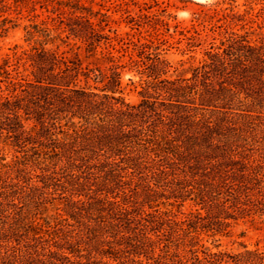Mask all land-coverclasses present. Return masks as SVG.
I'll return each instance as SVG.
<instances>
[{"label":"trees","instance_id":"trees-1","mask_svg":"<svg viewBox=\"0 0 264 264\" xmlns=\"http://www.w3.org/2000/svg\"><path fill=\"white\" fill-rule=\"evenodd\" d=\"M119 1L39 0L0 59V264H264L204 242L264 216V6Z\"/></svg>","mask_w":264,"mask_h":264},{"label":"rangeland","instance_id":"rangeland-1","mask_svg":"<svg viewBox=\"0 0 264 264\" xmlns=\"http://www.w3.org/2000/svg\"><path fill=\"white\" fill-rule=\"evenodd\" d=\"M83 0L87 5H92L94 10H101L107 12L112 21L110 26L117 28L119 33L130 31V28L124 21L125 13L119 9V0ZM143 1V0H139ZM164 1V5L168 6V10L177 16V21L180 22L182 27H190L191 20L195 13L203 9V5H210L219 0H160ZM226 6H229V0H226ZM9 7L1 11L0 8V59L6 54H11V48L15 44L23 47H28V42L25 41L26 30L25 27L34 22H40L41 19L46 18L48 12L45 8L41 7L39 0H19L15 3L14 0H7ZM35 4L33 10L32 5ZM234 5H238L240 10L245 9V0H237ZM255 11L264 6V1L258 0L253 3ZM133 8V5H131ZM134 12V11H133ZM36 14L41 17L35 18ZM5 18L7 22L5 21ZM6 22V23H5ZM116 54H118L116 52ZM200 55V49L197 50L196 56ZM186 55L185 57H187ZM170 57L173 59L181 58V53L177 49L171 50ZM132 76L138 80L137 76L133 73H126L124 76V83ZM124 96L129 101H137V90L127 88ZM190 208H185L188 211ZM230 226L225 233L218 234L214 238L205 239V244L212 250H227L232 253L244 252L245 250L258 249L264 252V216H254L239 218L237 220L230 219Z\"/></svg>","mask_w":264,"mask_h":264}]
</instances>
